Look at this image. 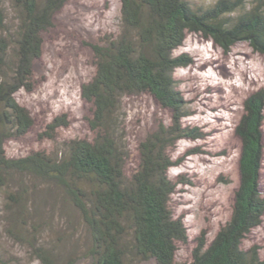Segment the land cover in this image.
Masks as SVG:
<instances>
[{
  "label": "trees",
  "instance_id": "16d2710c",
  "mask_svg": "<svg viewBox=\"0 0 264 264\" xmlns=\"http://www.w3.org/2000/svg\"><path fill=\"white\" fill-rule=\"evenodd\" d=\"M69 1L9 0L17 23L12 31L7 26L8 16L12 18L0 0V219L9 224L8 235L27 227L33 216L29 197L46 184L59 190L79 215L93 264H175L181 247L190 248L184 264H264L256 246L244 245L264 219V90L243 102L235 126L239 180L230 217L210 242L204 235L190 239L170 209L175 186L168 171L174 164L167 154L181 139L201 138L199 129L182 127L187 112L174 73L191 59L176 51L187 34H198L224 52L245 42L264 56V0H217L197 9L188 0H120L119 32L90 45L94 74L81 87L92 108L88 124L94 137L71 140L61 157L45 151L10 157L6 143L24 137L33 126L16 94L33 90L44 35ZM138 95H149L167 109L172 124H160L139 143L137 167L128 175L129 152L119 132L118 110L123 98ZM63 121L56 119L48 131ZM29 246L41 264H58L47 250ZM0 264H10L1 253Z\"/></svg>",
  "mask_w": 264,
  "mask_h": 264
},
{
  "label": "rangeland",
  "instance_id": "374dc122",
  "mask_svg": "<svg viewBox=\"0 0 264 264\" xmlns=\"http://www.w3.org/2000/svg\"><path fill=\"white\" fill-rule=\"evenodd\" d=\"M188 1L197 9L217 0ZM5 3L12 18L8 16L7 26L14 31L17 23L9 0ZM119 18L120 0H70L54 16L53 28L44 35L41 57L34 64L33 90L16 94L18 103L30 113L33 126L24 137L6 143L10 157H24L34 151L61 157L71 140L94 137L88 124L92 108L82 98L81 87L94 74L90 45L102 37H114L119 32ZM175 55L191 59L187 67L174 73L187 112L182 127L199 129L201 138L181 139L168 148L174 164L168 175L175 186L170 209L184 222L190 239L204 235L210 242L230 217L239 180L240 142L235 126L243 114L244 100L264 90V56L245 42L224 52L198 34H187ZM118 117L122 124L119 132H123L129 152L126 173L130 175L137 167L139 143L160 124L169 127L172 117L149 95L123 98ZM56 119L64 120L65 125L49 132L47 128ZM46 132L49 136H44ZM261 189L264 196V157ZM29 208L32 219L27 227L16 230L18 234L13 230L15 236L8 235L9 224L0 219V253L10 264H41L30 244L50 252L58 264H93L85 227L59 190L39 185L29 197ZM244 245L256 246L264 259V219ZM189 252V247L179 248L175 264L188 263Z\"/></svg>",
  "mask_w": 264,
  "mask_h": 264
}]
</instances>
